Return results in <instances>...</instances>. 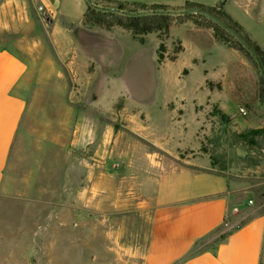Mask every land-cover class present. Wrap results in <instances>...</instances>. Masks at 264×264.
<instances>
[{"label":"rangeland","instance_id":"1","mask_svg":"<svg viewBox=\"0 0 264 264\" xmlns=\"http://www.w3.org/2000/svg\"><path fill=\"white\" fill-rule=\"evenodd\" d=\"M189 1L172 0L155 10L188 13L197 8ZM217 1L220 8L223 0ZM83 5L114 9L116 15L105 16L101 25L93 16L76 23ZM120 5L124 13L154 12L135 0H61V21L72 20L69 28L77 47L91 50L92 57L62 58L55 46L46 44V32L20 33L29 39L41 37L45 44L28 57L37 69L28 81L27 112L0 192V264H144L147 221L132 208L119 210V197L137 189L125 179L132 170L119 163V129L129 126L123 120L127 100L119 94V76L125 77L134 102L149 113V119L140 114L139 127L151 132L162 127L160 108L166 102H192L193 96L208 90L234 99L225 107L230 113L220 104L196 103L199 147L178 149L172 142L162 158L169 170L204 158L235 186L233 202L245 206L248 218L264 212V133L242 137L264 130V67L258 71L255 60L241 53L245 63H237L234 85L191 89L199 81L201 65L193 77L161 75L164 63L179 57L180 42L169 33L162 34L161 42L152 41L157 32L144 36V45L125 31L121 35L116 25ZM50 8L56 12L52 3ZM254 19L253 32L264 44V4L254 10ZM182 115L180 111L179 118ZM177 118L166 125L173 134L182 126Z\"/></svg>","mask_w":264,"mask_h":264},{"label":"crops","instance_id":"2","mask_svg":"<svg viewBox=\"0 0 264 264\" xmlns=\"http://www.w3.org/2000/svg\"><path fill=\"white\" fill-rule=\"evenodd\" d=\"M135 2L148 8L170 4L172 0ZM189 2L206 8L219 4L217 0L213 3L203 0ZM50 3L56 12L50 8ZM261 4L264 2L259 0H223L221 10L264 50V44L252 27L254 10ZM39 5L53 13L40 12ZM60 6L61 0H0V192L15 139L27 112L25 95L28 81L37 69L28 57L37 55V50L45 44L41 37L29 39L20 33L35 29L46 32V44L55 46L62 58L92 57L91 50L77 47L76 38L69 28L73 22L70 18L61 21ZM83 7L79 12L81 18L76 23L81 22L87 13L88 5L85 9ZM171 20L169 37L180 42L182 51L177 60L164 63L160 74L193 77L201 65L199 81L194 82L191 89H206L211 83L223 88L234 85L237 63H245L241 55L245 52L217 41L214 29L198 13L174 12ZM119 30L121 35L125 31L141 45L148 42L121 27ZM153 34L156 33L148 35ZM155 36L152 41L161 42L160 34ZM124 79L119 76V88L122 89L119 94L127 100L122 115L129 126L119 129V163L132 170L130 179H125L137 185V189L131 190L128 197H119V210L127 213L132 208L147 221L143 263L264 264V212L248 218L245 206L239 207L233 202L235 186L204 158L185 161L171 170L166 169L162 158L164 153H170L172 142L178 149L196 150L199 147L196 103L209 101L220 104L224 113H230L231 108L225 107L233 104L234 99L208 90L206 94L200 91L201 94L193 96L192 102H166L165 107L160 108L164 110L160 117L163 119L162 127L157 126L151 132L145 126L139 127L140 114L149 119V113L134 102ZM180 111L183 112L181 118ZM174 118L182 126L173 134L166 125ZM187 120L191 123L187 124Z\"/></svg>","mask_w":264,"mask_h":264},{"label":"trees","instance_id":"3","mask_svg":"<svg viewBox=\"0 0 264 264\" xmlns=\"http://www.w3.org/2000/svg\"><path fill=\"white\" fill-rule=\"evenodd\" d=\"M193 6H197V8L207 11L212 16L216 17L220 21L223 22V24L231 29H233L247 44L248 48L252 51V54L249 52L247 48H245L238 40L235 41L233 35H231L225 27L219 25L215 21L205 17L204 15L198 13L200 17H202L205 21H207V24L214 29L215 38L217 41L230 45L232 47L235 46V44L238 46L240 50L246 52V54L251 58L254 59L257 63L258 71H261L264 67V50L254 41L251 40L249 36L244 34L242 31V28L224 11L221 10V7H212V8H206L202 5H198L195 3H190ZM159 8L158 5H154L153 9L154 12H142V13H127V12H121L124 9L120 5L119 9L122 13L117 15L116 19V25L131 32L135 37L143 38L145 35L157 32L160 34V37H162V34H167L170 27H171V17L174 13H169L167 11L160 12L155 10ZM218 10H220L219 13H216ZM124 13V14H123ZM114 16L116 15L115 12L111 11H105L100 10L99 8H93L91 5H88L87 13L84 16L85 22L89 19V17L93 16L95 19L97 25H101V23L104 20L105 16ZM190 15V14H188ZM233 41L235 43L233 44ZM236 48V47H235ZM163 55L161 53L159 54V62L163 61ZM262 72V71H261ZM261 78H263L264 82V75H261ZM221 117L223 119H227V115L224 113H221ZM264 133V130H251L246 135H242L243 138L249 136V137H255L258 135H262ZM249 143H253L252 139L249 141Z\"/></svg>","mask_w":264,"mask_h":264},{"label":"water","instance_id":"4","mask_svg":"<svg viewBox=\"0 0 264 264\" xmlns=\"http://www.w3.org/2000/svg\"><path fill=\"white\" fill-rule=\"evenodd\" d=\"M109 11H115L114 9H110ZM190 13L192 14H197L200 13L202 15H204L205 17L215 21L216 23H218L219 25L225 27V29L231 34L233 35L245 48H247L249 50V52L252 54V51L248 48L247 44L245 43V41L231 28L225 26L223 24L222 21H220L219 19H217L216 17L212 16L210 13H208L207 11L201 10L199 8H194L190 11Z\"/></svg>","mask_w":264,"mask_h":264},{"label":"built area","instance_id":"5","mask_svg":"<svg viewBox=\"0 0 264 264\" xmlns=\"http://www.w3.org/2000/svg\"><path fill=\"white\" fill-rule=\"evenodd\" d=\"M38 9L42 13L45 12V13L50 14V15L53 13L52 11H48L47 8L44 5H39L38 6ZM241 112L244 113V114H246V112H245L244 109H241ZM250 202L252 203L253 201H250Z\"/></svg>","mask_w":264,"mask_h":264}]
</instances>
